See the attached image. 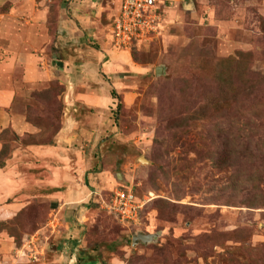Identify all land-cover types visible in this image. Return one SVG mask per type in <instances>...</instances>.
I'll list each match as a JSON object with an SVG mask.
<instances>
[{"label": "rangeland", "instance_id": "obj_1", "mask_svg": "<svg viewBox=\"0 0 264 264\" xmlns=\"http://www.w3.org/2000/svg\"><path fill=\"white\" fill-rule=\"evenodd\" d=\"M73 2L24 3L53 41L62 16L73 27L71 61L111 46L121 5L95 0L88 25ZM121 51L136 69L109 81L102 108L66 111L57 82L17 102L38 131L0 136V264H264V0H173L153 41ZM77 72L87 94L94 78ZM119 188L144 205L136 220L105 205ZM139 233L154 241L134 245Z\"/></svg>", "mask_w": 264, "mask_h": 264}, {"label": "crops", "instance_id": "obj_2", "mask_svg": "<svg viewBox=\"0 0 264 264\" xmlns=\"http://www.w3.org/2000/svg\"><path fill=\"white\" fill-rule=\"evenodd\" d=\"M28 1L31 2V0H0V6L10 4L8 11L0 13V136L6 130H12L20 137L37 133L38 129L20 112L17 102L28 94L32 98L38 85L42 83L57 82L61 87H67L66 95L63 99L61 97L59 99L67 107L66 111L72 106L98 109L112 100L109 96V81L114 84V81L121 79L119 74L123 70L136 69L131 53L117 50L112 42L111 46L103 44L99 50L77 48L74 61H71L68 48L69 43L74 41L71 36L74 32L73 27L62 16L58 39L51 40L46 27L47 16L44 13L40 16L36 15L35 19H27L28 13L24 3ZM93 4L95 0H78L71 4V8L80 15L78 19L89 25L91 19L87 14ZM37 7L40 6L37 4ZM24 22L29 29H26ZM81 38L82 36H77L76 41H80ZM48 44H54L55 51L52 50L51 57L41 51L47 49ZM78 69L88 71L94 78L84 80L87 81V86L85 85L87 94L77 91V85H80L81 80H77L75 75L71 76L73 72L78 73ZM97 85L100 87L98 88ZM69 123H71L69 120L64 123V128L56 137L58 147L64 146V141L70 136ZM1 148L0 143V152ZM37 148L33 147L32 151L38 153L42 151L36 150ZM16 157L17 155L14 159ZM2 181L0 178V195L6 193ZM56 197L61 199L62 195Z\"/></svg>", "mask_w": 264, "mask_h": 264}, {"label": "built area", "instance_id": "obj_3", "mask_svg": "<svg viewBox=\"0 0 264 264\" xmlns=\"http://www.w3.org/2000/svg\"><path fill=\"white\" fill-rule=\"evenodd\" d=\"M173 0H121L110 27V37L118 50H131L137 43L151 42L161 29L162 11ZM117 189L106 206L123 221L136 220L144 205L133 188Z\"/></svg>", "mask_w": 264, "mask_h": 264}, {"label": "water", "instance_id": "obj_4", "mask_svg": "<svg viewBox=\"0 0 264 264\" xmlns=\"http://www.w3.org/2000/svg\"><path fill=\"white\" fill-rule=\"evenodd\" d=\"M158 74H161V70L158 71ZM142 162H146L145 158H143L141 160ZM154 237L153 235H148L146 233H139L138 235H136L134 237V240H133V244L136 245L138 244L139 242H143L145 244H149L151 242L154 241Z\"/></svg>", "mask_w": 264, "mask_h": 264}, {"label": "trees", "instance_id": "obj_5", "mask_svg": "<svg viewBox=\"0 0 264 264\" xmlns=\"http://www.w3.org/2000/svg\"><path fill=\"white\" fill-rule=\"evenodd\" d=\"M64 93V91H63ZM115 96V98H117L116 94H113ZM6 154V151L3 150L2 152H0V158L4 157ZM5 164H0V168H3ZM91 263H94V261H92Z\"/></svg>", "mask_w": 264, "mask_h": 264}]
</instances>
